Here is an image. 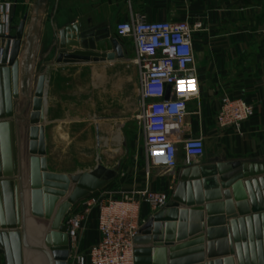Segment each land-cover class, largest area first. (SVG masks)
<instances>
[{"label": "water", "instance_id": "water-1", "mask_svg": "<svg viewBox=\"0 0 264 264\" xmlns=\"http://www.w3.org/2000/svg\"><path fill=\"white\" fill-rule=\"evenodd\" d=\"M26 21L0 36V251L7 264H70L66 221L72 209L116 180L122 164L108 168L98 158L89 172H49L46 76L30 96V77H21L18 61ZM95 32L107 33L78 26L62 31L57 63L97 56L86 52L88 43L95 51ZM263 177L264 161L218 158L184 168L169 206L135 239L136 264H264Z\"/></svg>", "mask_w": 264, "mask_h": 264}, {"label": "crops", "instance_id": "crops-1", "mask_svg": "<svg viewBox=\"0 0 264 264\" xmlns=\"http://www.w3.org/2000/svg\"><path fill=\"white\" fill-rule=\"evenodd\" d=\"M9 3L13 27L27 17L18 61L21 77L24 79L26 73L30 77V96L36 90L43 69L40 61L44 44L51 41V34H58L59 42L60 33L73 26L80 30L100 27L116 34L119 23L139 16L155 23L186 22L194 27L201 24L200 30H195L194 43L201 92L199 99L191 103L194 114L187 118L185 131L187 136L203 137L206 151L213 146L211 158L189 166L181 154L174 175L156 172L150 180L146 179L144 169H137L133 177L130 168H124L116 180L98 192L119 197L122 192L148 188L170 192L172 200L184 168L214 164L218 158L228 162L264 161V0H0V7ZM53 48L52 45L50 50ZM83 67L55 64L50 68L69 72ZM226 96L241 98L254 108L253 117L240 129H222L217 124L220 103ZM138 151L145 164L143 143ZM48 168L54 174L75 175L51 170L49 162ZM84 200L72 209L70 216L83 209ZM156 214L143 206L142 218L146 223ZM98 217L99 210L94 208L77 239L71 242L70 264L78 255L89 262L90 251L100 240ZM0 264H7L1 251Z\"/></svg>", "mask_w": 264, "mask_h": 264}, {"label": "built area", "instance_id": "built-area-1", "mask_svg": "<svg viewBox=\"0 0 264 264\" xmlns=\"http://www.w3.org/2000/svg\"><path fill=\"white\" fill-rule=\"evenodd\" d=\"M186 22H150L133 17L116 26V33L131 40L134 64L140 81L139 117L144 147L146 179L154 173L174 175L179 155L187 165L203 161L206 142L203 137L186 135L185 123L194 114L191 103L199 99L200 79L196 72L195 30ZM12 33V4L0 7V36ZM200 115L199 112L195 113ZM254 115V108L241 98L223 97L217 115L222 129H240ZM171 203L170 192L137 189L119 197L101 191L83 202V209L67 221V233L74 242L94 208H98L100 240L89 254L78 255L74 264H136L135 239L146 221L142 209L147 205L158 213Z\"/></svg>", "mask_w": 264, "mask_h": 264}, {"label": "rangeland", "instance_id": "rangeland-1", "mask_svg": "<svg viewBox=\"0 0 264 264\" xmlns=\"http://www.w3.org/2000/svg\"><path fill=\"white\" fill-rule=\"evenodd\" d=\"M19 26L12 25L15 29ZM51 35L40 61V76L45 75L47 80L45 129L50 169L68 174L89 172L100 158L109 167L121 163V170L130 168V176L135 177V171L145 170V164L138 151L143 135L137 119L140 81L132 41L110 29L105 34L92 33L95 51L88 43L90 49L86 52L97 56L82 64H68L84 67L66 72L50 68L58 64V54L62 53L58 52L59 35ZM213 152L210 146L203 160L210 159Z\"/></svg>", "mask_w": 264, "mask_h": 264}, {"label": "bare ground", "instance_id": "bare-ground-1", "mask_svg": "<svg viewBox=\"0 0 264 264\" xmlns=\"http://www.w3.org/2000/svg\"><path fill=\"white\" fill-rule=\"evenodd\" d=\"M121 139H120V137H119V141H120Z\"/></svg>", "mask_w": 264, "mask_h": 264}]
</instances>
